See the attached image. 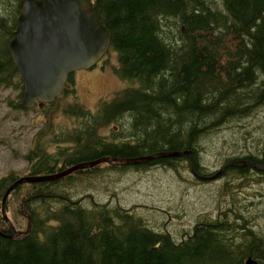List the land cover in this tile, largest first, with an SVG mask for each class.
Instances as JSON below:
<instances>
[{"label": "trees", "instance_id": "trees-1", "mask_svg": "<svg viewBox=\"0 0 264 264\" xmlns=\"http://www.w3.org/2000/svg\"><path fill=\"white\" fill-rule=\"evenodd\" d=\"M89 1L111 34L110 51L118 59L116 74L130 85L103 102L95 114L80 103L68 106L67 114L87 123L56 136L55 144L70 143L59 155H51L45 144L37 143L24 157L29 176L52 175L100 159L163 152L182 155L131 166L104 163L57 181L21 185L10 194L7 211L15 198L18 215L31 218V230L14 239L8 237L11 232L1 209L8 188L19 177H2L0 264H243L244 256L220 246L222 234L200 223L194 235L178 240L149 226L133 209L101 204L93 194L76 198V187L78 181L104 176L102 166L115 172L153 166L176 170L182 163L191 168L186 152H191L197 173L205 176L199 163L205 143L224 126L264 110V0ZM19 2L0 0V92L12 86L20 89L19 102L9 104L29 111L9 49ZM70 93L73 90H66L42 110L56 106ZM117 123L122 129H114L113 136L99 133ZM125 128L127 136H118ZM244 161L264 166V156L235 158L228 162L235 166H227L225 173L264 174L243 166ZM11 221L21 229L18 219ZM253 257L264 264L261 257Z\"/></svg>", "mask_w": 264, "mask_h": 264}, {"label": "rangeland", "instance_id": "rangeland-1", "mask_svg": "<svg viewBox=\"0 0 264 264\" xmlns=\"http://www.w3.org/2000/svg\"><path fill=\"white\" fill-rule=\"evenodd\" d=\"M117 67V55L111 50L98 67L75 72L73 82L69 83L73 93L61 98L56 106L46 107L45 111L39 107L29 111L15 109L9 102H19L21 90L13 86L3 88L0 92V179L8 175H29L30 165L24 157L37 143L45 144V150L53 156L68 147L69 142L60 145L54 142L62 131L78 125L79 119L67 114L66 108L80 103L93 114L97 113L103 102L110 101L130 85L117 76ZM119 128L122 126L117 123L102 128L99 133L113 136L114 129ZM117 135L127 136V129ZM209 140L199 159L205 176L216 173L231 159L264 156V110L240 123L224 126ZM67 157L61 158L56 171ZM177 166L176 170L153 166L148 170L116 172L102 166L104 176H93L90 182H77L76 198L93 194L101 204H119L133 209L149 226L167 231L178 240L191 234L202 221L213 223L220 212L231 220L236 216L233 212L253 218L256 232L264 237V174L250 170L242 176L229 171L218 179L203 181L192 174L188 163ZM18 208L16 199L12 198L7 214L11 220L18 219L22 230L16 229L25 233L28 218H21Z\"/></svg>", "mask_w": 264, "mask_h": 264}, {"label": "water", "instance_id": "water-1", "mask_svg": "<svg viewBox=\"0 0 264 264\" xmlns=\"http://www.w3.org/2000/svg\"><path fill=\"white\" fill-rule=\"evenodd\" d=\"M19 10L9 49L24 84L23 104L34 109L36 104L42 107L54 103L65 92L69 75L96 66L110 50L111 34L89 0H20ZM186 153L191 157L192 174L203 181L217 179L227 166H235V163L227 164L214 176L206 178L197 173L191 152ZM181 155L163 152L133 159H100L52 175L20 177L8 188L2 202V216L11 232L8 237L14 239L31 230L29 216L28 229L22 233L7 214V200L21 185L57 181L78 170L104 163L131 166ZM242 165L264 171V166L252 161H244ZM247 264L256 263L249 260Z\"/></svg>", "mask_w": 264, "mask_h": 264}, {"label": "flooded vegetation", "instance_id": "flooded-vegetation-1", "mask_svg": "<svg viewBox=\"0 0 264 264\" xmlns=\"http://www.w3.org/2000/svg\"><path fill=\"white\" fill-rule=\"evenodd\" d=\"M100 63L101 62H99L98 65ZM98 65L96 67H98ZM71 75L73 76L75 75V73ZM71 75H70V78L68 79L66 90H70L69 83L72 81ZM84 124L85 122L79 121L76 127H74L73 129L69 131L66 130L65 132L68 133V132L77 130L80 126H83ZM71 147L73 148V144H71ZM226 165L227 163L221 169H223ZM219 171H217L216 173H218ZM216 173L211 174V175H206L205 177L206 178L212 177ZM224 174H225V171L220 177H222ZM233 213L234 214L236 213L235 214L236 216L232 220L227 218V216H223L224 214L220 212V216L213 223L203 222L202 220H204L205 219L204 218L201 220L202 222H200V224L205 229L213 230L214 232L217 233V235L222 234L224 238L222 240L223 243L220 244V246L227 249L228 252L232 253L233 251H235L237 255L244 256L243 264H247L249 260H253V262L256 264H261V261L259 259L253 257V255H256L258 257H261L264 260V237L260 236L256 232L255 230L256 226L254 222L255 220H253V218H251L252 219L251 220L249 216H246L245 214H242L241 212H233ZM197 226H199V224ZM194 234L195 233L192 232L189 235L192 236Z\"/></svg>", "mask_w": 264, "mask_h": 264}]
</instances>
